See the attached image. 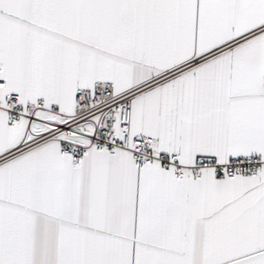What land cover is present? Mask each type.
<instances>
[{"label":"snow or ice","instance_id":"1","mask_svg":"<svg viewBox=\"0 0 264 264\" xmlns=\"http://www.w3.org/2000/svg\"><path fill=\"white\" fill-rule=\"evenodd\" d=\"M0 264H264V0H0Z\"/></svg>","mask_w":264,"mask_h":264}]
</instances>
